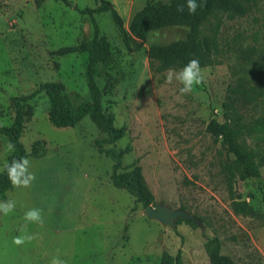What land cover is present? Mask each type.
<instances>
[{"label": "rangeland", "instance_id": "obj_1", "mask_svg": "<svg viewBox=\"0 0 264 264\" xmlns=\"http://www.w3.org/2000/svg\"><path fill=\"white\" fill-rule=\"evenodd\" d=\"M109 1L128 28L149 0ZM99 3L0 0V125L13 121L12 98L42 82H63L74 105L89 98L87 53L55 51L92 37L91 19L79 9ZM94 16L110 43L96 79L104 112L123 131L113 144L125 151L120 172L139 165L153 195L151 206L184 207L200 224L169 227L148 217L130 193L112 185L113 161L94 144L101 136L95 124L85 116L74 126H54L41 91L28 102L31 114L21 134L36 180L30 188L11 185L0 199L16 201L12 213H0V264H51L57 255L66 264H176L177 254L182 264H210L205 242L214 236L236 264H264V132L244 137L260 176L230 186L223 171L227 154L206 130L210 119H223L228 85L251 88L252 101L241 105L246 121L264 116V0L243 16L217 11L201 25V35L218 28L219 64L202 67L205 81L188 95L179 93L177 81L167 83V71L183 67L166 65L160 49L184 38L187 26L153 30L140 49L132 50L109 11ZM5 138L0 134V154ZM4 163L0 155V171ZM237 196L255 213L237 214L232 208ZM31 208L42 210L44 225L28 223V231L39 238L18 246L13 238L21 235L24 213Z\"/></svg>", "mask_w": 264, "mask_h": 264}, {"label": "trees", "instance_id": "obj_2", "mask_svg": "<svg viewBox=\"0 0 264 264\" xmlns=\"http://www.w3.org/2000/svg\"><path fill=\"white\" fill-rule=\"evenodd\" d=\"M34 1L40 5L44 0ZM99 1L100 3L96 8L79 9L80 13L88 14L91 19L92 37L81 41L78 45L63 46L55 51L58 55L76 51L87 53L85 80L89 98L79 105H74L63 82H42L33 91L12 98L15 111L14 118L10 124L0 125V134L6 136L15 145V151L7 158L9 163L13 158L19 159L27 156L21 141V134L24 130L26 116L31 114V106L28 102L38 93L44 91L49 100L48 117L54 126H74L85 116L89 117L101 133V136L94 141L98 152L110 157L113 161L110 176L112 185L125 189L134 197L136 204H141L146 208L151 205L153 195L144 180L141 167L135 165L131 170L120 172L122 156L125 151L114 147L113 144L123 136V131L114 126L112 117L103 110L102 90L98 85L96 76L99 66L108 58L110 43L107 36L101 33L94 14L109 11L125 45L132 50L140 49L153 30L169 26H187L188 31L184 38L160 46V49L164 50L166 65L176 64L184 67L190 59L198 58L202 68L219 64L217 58L219 44L217 39L218 28L212 35H201V25L217 11L227 14L229 17L243 16L249 7L256 5L259 0H198L202 6L197 9L195 14H189L185 0H149L134 13L128 28L124 26L123 18L111 1ZM180 5H184L183 12L177 11V7ZM250 89L244 83H238L235 86L228 85L222 102L223 119L212 118L206 127L213 140L220 141L227 154L223 171L230 186L237 179L250 180L260 176V170L253 152L244 141L246 135L258 131L264 132V116L249 122L246 121L241 110L243 100L250 102L253 99ZM10 186L11 182L3 166L0 171V199L5 198V193ZM262 198L264 203V191ZM181 208L184 209V207ZM232 208L237 214L251 215L255 213L253 206L239 196L232 200ZM182 222L193 226L197 225L184 218L176 220L177 224ZM205 249L210 264H236L231 256L222 253V243L218 236L207 237ZM176 264H182L180 254L176 256Z\"/></svg>", "mask_w": 264, "mask_h": 264}, {"label": "clouds", "instance_id": "obj_3", "mask_svg": "<svg viewBox=\"0 0 264 264\" xmlns=\"http://www.w3.org/2000/svg\"><path fill=\"white\" fill-rule=\"evenodd\" d=\"M186 7L189 14H195L197 9L202 5L198 3V0H185ZM178 12L184 11V5L177 7ZM177 81L181 87L179 93L181 95L191 94L195 87L201 85L205 81V74L201 68L198 58H192L188 61L183 68L179 70L169 69L166 75L167 83L171 84L173 81ZM6 143L3 153L0 154L5 158L4 170L7 172V176L13 188H30L33 181L36 180L34 172L30 171L31 161L28 156L20 157L19 159L13 158L9 163L7 156L15 151V145L5 138ZM16 208V201L14 199H8L0 201V213L5 216L12 213ZM25 224L21 225L19 232L21 235L13 238V243L20 246L25 243H30L33 240L39 238V233H30L27 229L28 223L37 224L40 227L44 225V216L41 209L31 208L24 213ZM51 264H66V261L61 259L59 255L54 256L51 259Z\"/></svg>", "mask_w": 264, "mask_h": 264}, {"label": "water", "instance_id": "obj_4", "mask_svg": "<svg viewBox=\"0 0 264 264\" xmlns=\"http://www.w3.org/2000/svg\"><path fill=\"white\" fill-rule=\"evenodd\" d=\"M144 212L148 217L153 218L169 227H175L177 225L176 220L178 218L191 220L197 225L200 224V219L190 214L185 209L171 208L166 204L160 203L157 204L155 207L149 205L146 208H144Z\"/></svg>", "mask_w": 264, "mask_h": 264}]
</instances>
